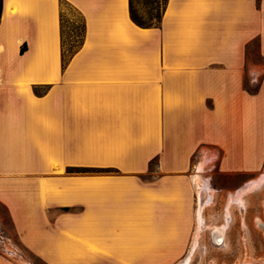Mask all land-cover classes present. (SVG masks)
Masks as SVG:
<instances>
[{
	"label": "crops",
	"instance_id": "obj_1",
	"mask_svg": "<svg viewBox=\"0 0 264 264\" xmlns=\"http://www.w3.org/2000/svg\"><path fill=\"white\" fill-rule=\"evenodd\" d=\"M68 1L86 34L64 68L60 0H2L0 202L47 264H176L194 238V154L219 153L225 173L264 165V76L246 86L264 0H168L158 27L130 0Z\"/></svg>",
	"mask_w": 264,
	"mask_h": 264
},
{
	"label": "rangeland",
	"instance_id": "obj_2",
	"mask_svg": "<svg viewBox=\"0 0 264 264\" xmlns=\"http://www.w3.org/2000/svg\"><path fill=\"white\" fill-rule=\"evenodd\" d=\"M256 63L263 66L254 74ZM248 69L253 76L247 84L255 89L264 76V58L249 59ZM220 157L217 152L208 157L210 160L201 152L193 156V164H199L195 171L202 175L198 176L201 189L196 186L194 238L184 259L176 264H264V165L255 173H225L219 170ZM201 178L208 181L201 183ZM252 181L254 184L250 185ZM245 184L250 187L241 195L242 200H237V193ZM208 186L212 189L209 192L204 189ZM222 235V242L218 243L216 238ZM0 255L14 264H47L20 241L2 202Z\"/></svg>",
	"mask_w": 264,
	"mask_h": 264
},
{
	"label": "trees",
	"instance_id": "obj_3",
	"mask_svg": "<svg viewBox=\"0 0 264 264\" xmlns=\"http://www.w3.org/2000/svg\"><path fill=\"white\" fill-rule=\"evenodd\" d=\"M168 0H130V15L132 20L142 27H158L161 24ZM2 12V0H0V18ZM60 28L62 41V64L65 68L70 59L82 46L86 34V21L84 15L68 0H60ZM69 29V31H68ZM249 79V77H248ZM251 93H256L259 86L252 89L246 83ZM49 85H35L34 91L42 95L48 91ZM159 157L150 161V171H154ZM68 172L91 173V172H113V169L105 167L90 166H68ZM69 209V207H65ZM37 257L43 260L40 256ZM44 261V260H43Z\"/></svg>",
	"mask_w": 264,
	"mask_h": 264
},
{
	"label": "bare ground",
	"instance_id": "obj_4",
	"mask_svg": "<svg viewBox=\"0 0 264 264\" xmlns=\"http://www.w3.org/2000/svg\"><path fill=\"white\" fill-rule=\"evenodd\" d=\"M258 181H259V180H258ZM252 184H254V181H252V182L250 183V185H252ZM246 185H247V184L243 185L242 188L239 189V191H238V193H237V197H238L237 200H242L241 195L244 194V192L247 191V188L250 187L249 184H248V186H246ZM204 189H206L207 192H209L210 190H212V189H211V186H208V188H204ZM222 239H223V235H222V236H218V237L216 238V241L219 243V242H222Z\"/></svg>",
	"mask_w": 264,
	"mask_h": 264
},
{
	"label": "built area",
	"instance_id": "obj_5",
	"mask_svg": "<svg viewBox=\"0 0 264 264\" xmlns=\"http://www.w3.org/2000/svg\"><path fill=\"white\" fill-rule=\"evenodd\" d=\"M200 162H201V161H200ZM200 162H199V163H200ZM198 165H199V164H197V165L195 164V165H194V166H195V169H196V168L199 169ZM197 172H198V171H195V173H197ZM196 184H197V183H196ZM196 186H197V185H196Z\"/></svg>",
	"mask_w": 264,
	"mask_h": 264
}]
</instances>
